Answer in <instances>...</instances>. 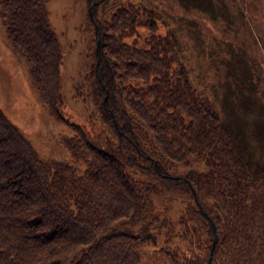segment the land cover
Here are the masks:
<instances>
[{
	"label": "trees",
	"instance_id": "16d2710c",
	"mask_svg": "<svg viewBox=\"0 0 264 264\" xmlns=\"http://www.w3.org/2000/svg\"><path fill=\"white\" fill-rule=\"evenodd\" d=\"M46 1L0 0V18L48 113L70 123L61 141L84 166L40 157L0 108V264H139L149 243L175 264H208L215 232L195 195L217 226L211 264H264V154L188 85L154 10L123 3L114 32L100 23L92 73L101 119L79 123L57 94L62 50ZM135 26L149 30L142 42L126 39ZM192 159L206 167L172 171ZM172 189L191 197L176 222L154 201Z\"/></svg>",
	"mask_w": 264,
	"mask_h": 264
},
{
	"label": "rangeland",
	"instance_id": "374dc122",
	"mask_svg": "<svg viewBox=\"0 0 264 264\" xmlns=\"http://www.w3.org/2000/svg\"><path fill=\"white\" fill-rule=\"evenodd\" d=\"M51 25L62 50L58 95L70 120L86 123L90 113L101 119V99L95 93L93 65L97 63V30L115 29L111 17L123 3L154 10L161 36L172 40V50L188 85L207 97L226 121L227 129L257 155L264 154V0H47ZM118 31V30H117ZM119 32V31H118ZM141 42L149 30L135 26L127 33ZM109 39V38H108ZM117 71L122 72V68ZM125 76L136 73L132 69ZM0 108L22 129L42 158L78 164L61 137L71 134L70 123L53 118L40 99L30 73V63L12 47L0 18ZM243 140V141H242ZM192 159L172 169L185 174L204 169ZM169 197L158 194L161 216L178 221L191 203L186 190L172 189ZM178 226H180L178 224ZM177 243L183 241L176 238ZM163 241L160 240V243ZM139 264H175L160 246L140 248Z\"/></svg>",
	"mask_w": 264,
	"mask_h": 264
},
{
	"label": "water",
	"instance_id": "95a60500",
	"mask_svg": "<svg viewBox=\"0 0 264 264\" xmlns=\"http://www.w3.org/2000/svg\"><path fill=\"white\" fill-rule=\"evenodd\" d=\"M97 42H99V39H97ZM195 199L197 201V204L199 206V208L202 210V212L204 213V215L209 219V221L212 223L213 225V228H214V232H215V236H214V239H213V242H212V248H211V252L209 254V258H208V264H211V258H212V252H213V247L215 246L216 242H217V238H218V235H217V226L214 222V220L212 219V217L208 214V212L203 208L202 204L200 203V201L198 200L197 196L195 195Z\"/></svg>",
	"mask_w": 264,
	"mask_h": 264
}]
</instances>
